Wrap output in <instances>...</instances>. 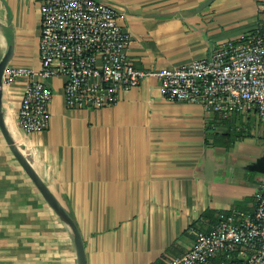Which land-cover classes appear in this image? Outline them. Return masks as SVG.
<instances>
[{"label": "crops", "instance_id": "obj_1", "mask_svg": "<svg viewBox=\"0 0 264 264\" xmlns=\"http://www.w3.org/2000/svg\"><path fill=\"white\" fill-rule=\"evenodd\" d=\"M97 1L116 9L131 36L129 59L142 71L207 58L218 45L264 26V0H213L206 6L208 0ZM39 19L37 0H0V61L11 46L7 66L38 70ZM47 84L53 94L47 129L27 136L18 128L23 80L4 86V121L77 225L86 264H167L190 249L198 231L253 209L264 175L245 187V170L264 154L255 143L258 128L167 101L155 78L100 110H68L63 79ZM233 128L241 134L229 142L222 135ZM252 147L255 158L245 163ZM0 264H77L69 228L1 133Z\"/></svg>", "mask_w": 264, "mask_h": 264}, {"label": "built area", "instance_id": "obj_2", "mask_svg": "<svg viewBox=\"0 0 264 264\" xmlns=\"http://www.w3.org/2000/svg\"><path fill=\"white\" fill-rule=\"evenodd\" d=\"M39 68L9 67L3 86L23 80L17 110L23 135L47 129L53 94L45 83L62 78L66 109L100 110L121 92L155 78L164 99L200 106L223 119L240 118L264 139V26L218 45L207 58L159 70L136 69L127 49L131 36L116 9L97 0H37ZM253 123V124H252ZM245 129V130H247ZM264 264V178L250 212L236 211L198 231L190 249L167 264Z\"/></svg>", "mask_w": 264, "mask_h": 264}, {"label": "water", "instance_id": "obj_3", "mask_svg": "<svg viewBox=\"0 0 264 264\" xmlns=\"http://www.w3.org/2000/svg\"><path fill=\"white\" fill-rule=\"evenodd\" d=\"M212 1L213 0H208L204 6L208 5ZM12 52H13L12 47L11 46L8 47L7 52L0 61V133L8 149L10 150L11 154L13 155L18 165L22 168L25 175L32 182L34 187L37 189V191L42 196L44 201L57 216L59 221L69 228L72 235L73 244L75 247L77 264H86L83 240L77 225L75 224L73 219L69 216L67 211L63 208V206L56 200L53 194L49 191V189L45 186V184L40 180V178L34 172L27 159L21 153L20 147L16 144L15 139L12 137L11 133L9 132V130L5 125L4 113H3V94H4L3 73L11 59ZM45 84L48 86L47 82ZM248 170L264 175V155L258 158L254 164L250 165L248 167Z\"/></svg>", "mask_w": 264, "mask_h": 264}, {"label": "rangeland", "instance_id": "obj_4", "mask_svg": "<svg viewBox=\"0 0 264 264\" xmlns=\"http://www.w3.org/2000/svg\"><path fill=\"white\" fill-rule=\"evenodd\" d=\"M255 143L260 148V151H264V139L262 138H255ZM255 149L247 148L245 151V163L249 160L255 158ZM264 155V154H263ZM260 175L256 172H252L250 170H245V187L253 188L258 184V178Z\"/></svg>", "mask_w": 264, "mask_h": 264}, {"label": "trees", "instance_id": "obj_5", "mask_svg": "<svg viewBox=\"0 0 264 264\" xmlns=\"http://www.w3.org/2000/svg\"><path fill=\"white\" fill-rule=\"evenodd\" d=\"M240 134H241V131H239V130H235V128H233V130H230V129H229V130H228L226 133H224L222 136H226V137H227V140H228L229 142H232V141L235 140L236 137H239ZM214 138H215V140L218 142V140L220 139V136L217 135V136H215ZM215 143H216V142H215ZM207 144H208V143H207Z\"/></svg>", "mask_w": 264, "mask_h": 264}]
</instances>
